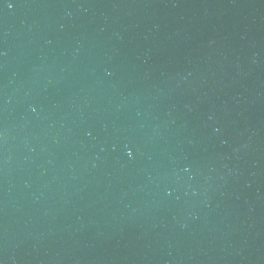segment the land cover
Here are the masks:
<instances>
[{
  "label": "water",
  "instance_id": "95a60500",
  "mask_svg": "<svg viewBox=\"0 0 264 264\" xmlns=\"http://www.w3.org/2000/svg\"><path fill=\"white\" fill-rule=\"evenodd\" d=\"M0 264H264V0H0Z\"/></svg>",
  "mask_w": 264,
  "mask_h": 264
}]
</instances>
